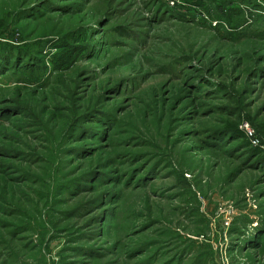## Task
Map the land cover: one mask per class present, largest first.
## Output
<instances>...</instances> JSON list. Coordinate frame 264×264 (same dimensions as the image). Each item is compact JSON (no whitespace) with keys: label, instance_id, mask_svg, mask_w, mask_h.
<instances>
[{"label":"rangeland","instance_id":"rangeland-1","mask_svg":"<svg viewBox=\"0 0 264 264\" xmlns=\"http://www.w3.org/2000/svg\"><path fill=\"white\" fill-rule=\"evenodd\" d=\"M232 124L264 151V0H0V264H264Z\"/></svg>","mask_w":264,"mask_h":264},{"label":"trees","instance_id":"trees-1","mask_svg":"<svg viewBox=\"0 0 264 264\" xmlns=\"http://www.w3.org/2000/svg\"><path fill=\"white\" fill-rule=\"evenodd\" d=\"M229 134H232L240 139H243V141L246 142V144L251 148V152L254 153L257 156L263 155L262 159L264 162V151H261V148H255L252 146V138L246 133L243 129H241L237 124H232L229 127L226 128Z\"/></svg>","mask_w":264,"mask_h":264},{"label":"built area","instance_id":"built-area-1","mask_svg":"<svg viewBox=\"0 0 264 264\" xmlns=\"http://www.w3.org/2000/svg\"><path fill=\"white\" fill-rule=\"evenodd\" d=\"M249 135V134H248ZM251 138H252V135H249ZM252 143H253V140H252ZM255 145V144H254Z\"/></svg>","mask_w":264,"mask_h":264}]
</instances>
